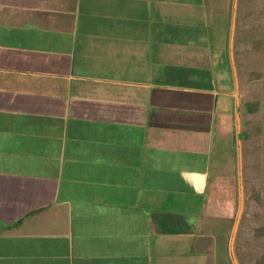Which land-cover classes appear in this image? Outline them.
<instances>
[{
    "label": "crops",
    "instance_id": "0c3cea01",
    "mask_svg": "<svg viewBox=\"0 0 264 264\" xmlns=\"http://www.w3.org/2000/svg\"><path fill=\"white\" fill-rule=\"evenodd\" d=\"M263 24L264 0H0V264H240Z\"/></svg>",
    "mask_w": 264,
    "mask_h": 264
},
{
    "label": "trees",
    "instance_id": "16d2710c",
    "mask_svg": "<svg viewBox=\"0 0 264 264\" xmlns=\"http://www.w3.org/2000/svg\"><path fill=\"white\" fill-rule=\"evenodd\" d=\"M262 98L264 104V91ZM251 110L253 112L254 107ZM255 110L257 125L252 123L245 133L248 140L255 136L258 138L261 134V142L260 148L256 142V147L248 149L247 172L244 174V209L236 234L240 264H264V116H259L258 107Z\"/></svg>",
    "mask_w": 264,
    "mask_h": 264
},
{
    "label": "water",
    "instance_id": "95a60500",
    "mask_svg": "<svg viewBox=\"0 0 264 264\" xmlns=\"http://www.w3.org/2000/svg\"><path fill=\"white\" fill-rule=\"evenodd\" d=\"M243 209H244V189H243V186H242V191H241V201H240V206H239V211H238V216H237V221H236V224H235V227H234V232H233V236H232V239H233V249H234V246H235V236H236V233H237V230H238V227H239V222H240V218L242 216V212H243ZM236 264H238V259L236 258Z\"/></svg>",
    "mask_w": 264,
    "mask_h": 264
},
{
    "label": "rangeland",
    "instance_id": "374dc122",
    "mask_svg": "<svg viewBox=\"0 0 264 264\" xmlns=\"http://www.w3.org/2000/svg\"><path fill=\"white\" fill-rule=\"evenodd\" d=\"M263 29H264V24H263ZM263 111H264V110H263ZM263 116H264V113H263ZM259 154H260L259 157L261 158V157H262V152L260 151ZM256 174H258V173H256ZM259 174H260V173H259Z\"/></svg>",
    "mask_w": 264,
    "mask_h": 264
}]
</instances>
